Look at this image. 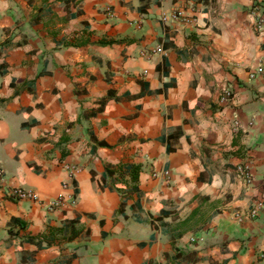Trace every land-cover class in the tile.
Wrapping results in <instances>:
<instances>
[{"label":"crops","instance_id":"1","mask_svg":"<svg viewBox=\"0 0 264 264\" xmlns=\"http://www.w3.org/2000/svg\"><path fill=\"white\" fill-rule=\"evenodd\" d=\"M263 60L264 0H0V264H264Z\"/></svg>","mask_w":264,"mask_h":264},{"label":"built area","instance_id":"2","mask_svg":"<svg viewBox=\"0 0 264 264\" xmlns=\"http://www.w3.org/2000/svg\"><path fill=\"white\" fill-rule=\"evenodd\" d=\"M164 19V18H163ZM262 26V20L259 19L258 22L256 23V27L257 29H260V27ZM264 71V60L260 62V64L258 65V67L255 69V71H252L249 73V78H254L255 75L257 74H261ZM230 92L229 91H225L223 97H222V101H227L230 98ZM69 177H72L75 173V168L74 167H68L67 168ZM237 173L240 175L241 179L246 183V184H250L252 181V175L249 171L248 168L246 167H242V166H238L237 167ZM3 179V170L0 168V181H2ZM66 185V184H65ZM9 194L11 196H13L16 199H28V200H33V201H37L40 202L38 199V196L32 192V191H26L22 188L16 187L13 188L9 191ZM73 201H71L72 203ZM65 201L62 198H58V199H53L51 201H49L48 203L45 204V207L47 210H54L57 209L59 207L64 206ZM261 207V204L258 203L255 205V207L250 211V217H255L257 216V210H259Z\"/></svg>","mask_w":264,"mask_h":264},{"label":"trees","instance_id":"3","mask_svg":"<svg viewBox=\"0 0 264 264\" xmlns=\"http://www.w3.org/2000/svg\"><path fill=\"white\" fill-rule=\"evenodd\" d=\"M7 43H4V46H6ZM98 109H101V107L99 106ZM102 143H99V145ZM118 169L121 170V167H118ZM138 167L136 166H128V167H124V173L128 174L129 176V181L125 180V181H121L119 182V184L117 185L114 184L115 189L119 192H125L128 193L130 191H136L137 190V171H138ZM107 174H112L113 171L111 169L106 170ZM14 226H18L21 229L25 228V224L21 223L19 220L14 219L11 221V226L8 229V233L10 235H15L17 232L14 231L13 227ZM26 242H34L33 238H29L26 239Z\"/></svg>","mask_w":264,"mask_h":264}]
</instances>
